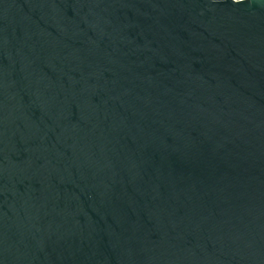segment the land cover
I'll return each mask as SVG.
<instances>
[{
	"label": "water",
	"instance_id": "95a60500",
	"mask_svg": "<svg viewBox=\"0 0 264 264\" xmlns=\"http://www.w3.org/2000/svg\"><path fill=\"white\" fill-rule=\"evenodd\" d=\"M0 264H264V0H0Z\"/></svg>",
	"mask_w": 264,
	"mask_h": 264
},
{
	"label": "built area",
	"instance_id": "2783aa9c",
	"mask_svg": "<svg viewBox=\"0 0 264 264\" xmlns=\"http://www.w3.org/2000/svg\"><path fill=\"white\" fill-rule=\"evenodd\" d=\"M236 1H241V0H236Z\"/></svg>",
	"mask_w": 264,
	"mask_h": 264
}]
</instances>
